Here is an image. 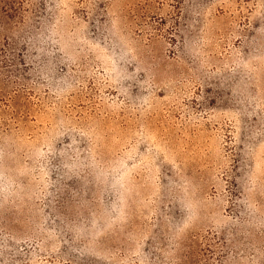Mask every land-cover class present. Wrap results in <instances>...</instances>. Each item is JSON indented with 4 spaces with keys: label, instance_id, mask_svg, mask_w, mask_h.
I'll return each instance as SVG.
<instances>
[{
    "label": "rangeland",
    "instance_id": "rangeland-1",
    "mask_svg": "<svg viewBox=\"0 0 264 264\" xmlns=\"http://www.w3.org/2000/svg\"><path fill=\"white\" fill-rule=\"evenodd\" d=\"M0 221L8 264H264V0H0Z\"/></svg>",
    "mask_w": 264,
    "mask_h": 264
},
{
    "label": "trees",
    "instance_id": "trees-1",
    "mask_svg": "<svg viewBox=\"0 0 264 264\" xmlns=\"http://www.w3.org/2000/svg\"><path fill=\"white\" fill-rule=\"evenodd\" d=\"M1 222L2 221H0V224H1ZM3 228V227H2ZM0 258H2V259H4V262H3V260L1 261V263H3V264H8V261H7V257H6V255H5V251H4V245L3 244H1L0 245ZM5 260H6V262H5Z\"/></svg>",
    "mask_w": 264,
    "mask_h": 264
}]
</instances>
